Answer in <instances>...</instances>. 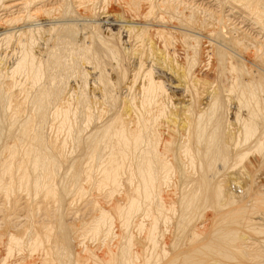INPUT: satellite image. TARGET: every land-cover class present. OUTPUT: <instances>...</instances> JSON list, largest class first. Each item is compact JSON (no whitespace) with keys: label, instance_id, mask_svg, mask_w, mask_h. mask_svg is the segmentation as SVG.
<instances>
[{"label":"bare ground","instance_id":"obj_1","mask_svg":"<svg viewBox=\"0 0 264 264\" xmlns=\"http://www.w3.org/2000/svg\"><path fill=\"white\" fill-rule=\"evenodd\" d=\"M105 1L116 2L109 17L129 23V40L140 43L134 53L139 71L131 84L141 77L142 101L130 100L131 109L143 111L137 118L120 111L105 117L107 111L99 110L100 102L88 90L90 73L84 64L93 61L98 71L94 87L113 109L118 96L101 56L110 57L116 71L127 59L99 32L88 5L93 0H0L3 25L36 21L40 15L51 22L47 30L41 24L18 29V58L12 68H0V264L25 245L30 255L44 253L30 263L25 256L28 264H77L82 254L93 264H219L245 258L244 252L255 245L243 233L257 231L251 225L262 219H244L242 213L254 203L264 204L256 200L263 195L247 190L246 199L238 203L223 183L231 178L236 182L233 175L239 167L252 177L251 162L264 163V0ZM44 31L49 36L38 51L42 46H37L36 36ZM11 33L1 34L0 41L12 40ZM148 41L182 52L175 67L189 83L191 102L177 131V154L169 157L175 162L168 160L173 141L163 126L173 123L167 118L170 99L164 83L144 62L151 53ZM72 79L80 81L75 89L69 84ZM230 101L237 108L232 122L221 113ZM48 117L55 122V134L39 124ZM231 124L237 129L234 138ZM69 143L73 150H67ZM254 153L263 159L253 158ZM176 174L182 197L166 204L164 193L174 191L176 179H170ZM91 187L108 197V203L87 198L86 212L95 211V216L84 221H90L89 227L80 223L74 229L66 217L76 215L78 197ZM19 211L27 214L23 226L17 222ZM210 216L217 220L207 230ZM173 220L179 224L174 248L180 250L169 253L159 248V225L163 221L167 227ZM115 221L123 234L120 230L115 238L119 245L112 249ZM133 225L145 234L142 251L134 249ZM90 236L104 237L101 255L87 242Z\"/></svg>","mask_w":264,"mask_h":264},{"label":"rangeland","instance_id":"obj_2","mask_svg":"<svg viewBox=\"0 0 264 264\" xmlns=\"http://www.w3.org/2000/svg\"><path fill=\"white\" fill-rule=\"evenodd\" d=\"M114 3H116V2L110 3L109 1H105V0H101V1L100 0H93V2H90V4L88 3V5L92 4L91 8L94 10V13L96 14L95 20H96L97 23L100 24V29L101 30L99 29V32L101 33V35L104 38L106 37L107 40L112 41L114 43V45L116 46L117 51H120V54L122 56H126V58H127L125 61H123L121 63L122 67H117V71H116V68H115L116 66L114 65L115 62H113V60L111 61V58L106 56V54H103L101 56V60L102 61H100V62L102 63V67L106 70V73L108 74L107 75L108 78L114 84V86H115L114 88L116 89L115 93L118 96V98L115 100L114 108L112 109L110 104L105 103V101L103 100V97H102L101 93L99 92V90H97L96 86L94 87L95 83H94L93 79L95 78L94 76H95V74H97L98 71H96L97 69H93V68H95L94 67L95 65H94L93 61H90L88 64H84L85 67H86L87 72L90 73L88 90L90 91V93L93 96L96 97L98 102H100V103L97 102L99 110H106L107 111L105 113V115H106L105 117H108V116H111V115L113 116L116 112L120 111L124 115L132 116V118H137V116L139 114H142L143 111L140 110L139 108L131 109L130 108V104H131L130 100H131V98H134L136 103H138V104H140L141 101H142V98H141L142 91H139V88H141L139 86L142 85L141 84V77L136 81L135 84H131L132 83V79H133L132 78L133 74H136V72L139 71L138 70V63H137L139 57L137 55H135L134 53L136 51L135 49L139 48L138 46H139L140 43H137L138 41L136 39H134V38L132 39V37H131V40H129L130 38H129V35H128V31H127L128 30L127 25L129 23L127 24L125 22H121L120 19H118V21H117V17L116 18L114 17L115 19L113 17H109L110 16V12H115L116 11V5ZM88 5H85V7H87ZM94 5H95V7H94ZM227 9H229V8H227ZM4 13L5 12H1L0 13V16H2L1 18L5 17V16H3ZM86 14H88V12H85L83 15H86ZM105 14L108 15V16H106ZM239 14H240L239 12L235 13L236 16H238ZM45 17L46 16L42 17V19H41V15H40V18L37 19L36 21L32 20V22H30V21L28 22V21L25 20L26 21L25 22L23 20H20V23L19 22H16L15 24L14 23L13 24L9 23L10 25L7 24V23L6 24L4 23V25H3V22L0 23V36H1V34L5 35V32H8V31H9V33L12 31L11 34H14V35H12L13 36L12 40H10L9 42L0 41V63H1L0 64V68H2V69L12 68V66L16 62L15 60H17L16 58H18L19 48H18L17 43H16L18 41H17V39L15 37V36L19 35L18 29L20 31V29L24 28L26 25H27L26 27H32V29H35L36 25H37V28H38V25L41 24V27H43L44 30H47V27L50 25L51 22L49 21L50 18L48 20V19H46L47 17L46 18ZM4 26L6 28H8V29L6 30V28ZM120 29H121V31H119ZM118 33H120V34H118ZM82 35L80 34L81 38L83 37ZM48 36L49 35H48L47 31L41 32V34H38L36 36L37 39H38L37 40L38 44H39L37 46H42V47L38 48V51L41 50V48L42 49L45 48L46 39H47ZM119 37H120V39H119ZM1 38H0V40H1ZM128 40H129V42H128ZM134 40H136L137 42L134 41ZM82 42H84V41H82ZM147 47L150 49V51H148L147 53H149V52H151V53L148 54L147 58H145V60H144V62L146 63V67L147 68L149 67V69L151 68V72H152V74H154L153 77L155 79H158V80H160L161 82L164 83L165 89H166L167 94H168L169 99H170V101H169L170 104L168 105L169 107H168V110H167V118L169 119V121L173 120L172 121L173 123L167 124L168 126H166V125H163V126L165 127V129H164L165 133L168 131L166 133L167 136L169 135L168 138L171 137L168 140H172L173 141V150L172 151H174V152H171L170 154L168 153L169 156H167V157H168L169 161L175 162L174 159H175L176 154H177L176 149L178 148L176 144H178L177 142H179L178 140H179V137H180V134L177 135V131H178L179 127H181L180 124L183 122L182 121L183 118H184L183 110H184V108L188 107L189 103L191 102V99H190V96H189L190 94L188 93L189 92V83L186 82L184 79L181 80V78H183V77H179L180 76V72L178 71L177 67H175V66H177V64L179 65V61H181L180 57H181L182 52H178L179 54L181 53L180 57H179L178 53L176 51L173 52L174 51V47L172 48L170 46V47H168L166 49V47H164V45L160 41L159 42L148 41ZM133 48H134V50H133ZM127 53L128 54L131 53V56L132 55L133 56L131 57V56L127 55ZM164 54H166V55H164ZM124 59H125V57H124ZM173 60L175 62H173ZM173 63H175V64L173 65ZM121 74H122V76H121ZM180 80H181V82H180ZM79 82H80L79 80L76 82L75 79H72V80L69 81V84H70L71 88L73 87V89H75V87H77V84H79ZM127 86H129V87L133 86L131 91H130V89H128ZM186 86L188 87L187 88L188 92L186 91ZM230 102H229L230 104L226 103V105H227V106L225 105L226 108L224 106L222 107V109H221L222 112L221 113H222V116H225V117H223L224 119H228L230 122H232L234 120V118H235V115H236L235 113H236L237 108H235L236 107L235 102H233V101H230ZM125 103L127 104L128 108L125 106ZM232 103L234 105H232ZM228 105H229V108H228ZM204 107L205 106L203 104V106H201L200 110H203ZM227 108H228V110H227ZM41 123L46 126V131L49 134L50 133L55 134V129H54L55 128V122L53 121L52 117H48L45 121L43 120L39 124H41ZM173 124L176 125V126H174ZM167 127H170V128H167ZM175 127H176V130H175ZM173 129H174V131L176 133L173 131ZM229 129H230V131H232L234 133L232 138L236 137L237 129L235 128V125L231 124ZM169 132H171L173 134V136H171L172 134L169 133ZM228 132L229 131H227V133ZM63 136L64 135L62 133V135H60V138L63 137ZM176 137H177V141H176ZM73 149H74L73 144L69 143L68 147H67V150H73ZM76 152H78V151H76ZM170 156L171 157L174 156V159L170 160V158H171ZM252 157L253 158L259 157L260 159H263L262 156L259 155L258 153H254ZM251 164H252V167L254 168V173H253L252 177L244 174L242 172V167H239L238 169L235 170V172L237 174L233 175V177H235L237 181L236 182H232V180H234V178H231L230 179L231 181L228 180L229 183H223L227 190L232 191V195L235 197V199H236V201L238 203H240V202H242V201H244L246 199L247 194H248L247 190L252 191V195H255V196L263 195L261 197H257L256 200H260V201H262L264 203V163L257 164L254 161H252ZM173 175H175V174H173ZM96 176H97V179H98V175L97 174H96ZM171 178H172V179H170L171 182H172V180L175 181V179H176L175 183H173V185H174L173 187L175 189L171 193H168V191L170 189L165 191L164 198H166V200H165L166 204H170V201L176 202L177 198H179L180 194H181V192H180L181 181H179L180 178L177 176V174H176L175 177L171 176ZM177 178H178V180H177ZM95 179H96V177H93V180H95ZM175 184L177 185V187H176ZM108 189L109 188H105V190H108ZM170 191H172V190H170ZM83 194H84L83 197H81V196H80V198L78 197V199H79L78 205H76L77 207L74 210L75 211L74 214H76V215L73 216L71 214L69 217H66L67 223L70 221L69 224L72 225L74 227V229H79V224L80 223H81L80 224L81 227L84 226L85 224L88 226L90 224L88 222L91 221L90 218L93 217V215L95 216V213H96L95 211H90V209H88V212L89 211L90 212L89 213L86 212V209L84 207V205H85L84 202H85V200L87 198H90L92 196H94V198H97V199H101L102 198L103 200L102 199L101 200L104 201L103 205L108 203L107 201L109 200L108 197L99 196V191H97L96 188H94V187H91V189H89L87 191H84ZM173 197H175V198L173 199ZM181 197H182V194H181ZM251 206H252V209L249 212H246V214L242 213L243 216L245 215L244 219L246 217H248V216H252V218H260L262 220L259 221L258 223H254V224L251 225L253 227H257L258 228L257 231H253L252 230V231L249 232V235H246V234L243 233V235H244L243 237L247 241L252 239L251 242H253V244L255 246H252L253 248L249 252H244L245 258L235 259V260H221V261H219V264H238V262H243V263H247V264H264V231H262V230H264V204L257 205V204L254 203V205H251ZM256 211H258L257 214H254ZM84 212H85V214H84ZM53 213H55V211ZM17 214L19 215V216L16 215V218L18 217L17 218V222H19L18 224H20L21 221L24 222V223L22 222V224H21L22 226L24 224H26L25 220L27 219L26 218L27 214L24 211H22V212L19 211ZM195 214L196 213H194V215ZM58 218H62V216L60 215ZM87 219L90 220V221L88 220V222H87L88 224L86 222H84ZM27 220H26V222H27ZM216 220H217V216H215L214 220H213V216H210V224H208L207 230L211 226L212 221L215 224ZM74 222H75V224H74ZM76 222H78V223H76ZM82 222H83V225H82ZM145 223L147 224V221H145ZM163 223L164 222L161 221L160 225H159V227L161 228V234H162V236L159 238V248L160 249L161 248H166L167 252L174 253V251L180 250V249L176 250V248H174V245L177 242V241H174V240L179 235V234H177V235L174 234L175 223H177V222L175 220H173L171 223H169L167 225V227ZM76 224L78 226H76ZM177 226H179L178 223H177ZM81 227H80V229H81ZM84 228H87V227H84ZM120 230H122V234H123V228L121 227V224L119 222L115 221V223L113 225V231L115 233V237L111 240L112 243L111 242L109 243L110 246L112 247V249H113V247H117L119 245L118 241H116L117 239H115V238L118 235H120ZM129 230L133 234V237L136 238V241H137V242L134 243L135 244V248L134 249L137 250V251H142L146 247L145 234L137 232V229L135 228L134 225L131 226ZM22 234L23 233H21L20 235H22ZM23 238H24V236H23ZM90 238H91V236L87 238V242L90 243V245L92 246L94 251H96V252L98 251L97 254L100 252L99 255H101L102 252H105L106 248H104V247H102L101 251H99L100 250V247H99L100 245L99 244L102 243V240L104 239V237H101L99 239L100 241L99 240H95V239L92 240ZM24 239L26 240V238H24ZM114 239H115V241H114ZM4 240H6V239H4ZM111 244L114 245V246H112ZM96 246L98 247V249H96L97 248ZM25 247L28 248L27 245H25L24 248ZM149 247H150V245H149ZM24 248H22L23 249V251H22L23 254H22L21 250H19V252H17L18 255H14V254H16V251H15L12 254L14 257L12 255L9 256V258L11 257V259H9V258H7V256H5L6 253H3V255H4L3 257L7 258V259L6 258H4V259H6L8 261L7 262L5 260V262H7L5 264H13L16 260L20 261L19 264L20 263L23 264V262H25V261L27 262V263L25 262V264H28V261L30 263L31 261L38 260L39 257H44L43 256L44 253L42 251H40V253L37 252V254H35V252H32L33 253V255L31 254L33 256L32 257L30 255V251L28 252L27 251L28 249H26V248L24 249ZM102 249H103V251H102ZM20 252H21V254H19ZM34 254L37 255L38 257L35 256ZM25 256L28 257L29 260H28V258H25ZM20 257L23 260H25V261H23ZM85 257H87V255L82 254V256L79 258V262L78 263L79 264H84V263L93 264V262L90 261L89 259L86 258V260H85ZM83 260H85V261L83 262ZM16 262H18V261H16ZM74 262H75V259H73V263ZM182 263L183 262H181V264Z\"/></svg>","mask_w":264,"mask_h":264}]
</instances>
